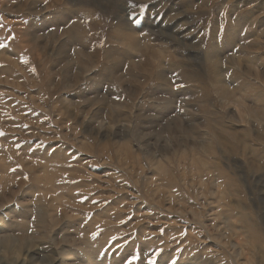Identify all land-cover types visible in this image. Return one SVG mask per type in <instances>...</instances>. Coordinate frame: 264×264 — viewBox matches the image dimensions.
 <instances>
[{
  "label": "rangeland",
  "instance_id": "1",
  "mask_svg": "<svg viewBox=\"0 0 264 264\" xmlns=\"http://www.w3.org/2000/svg\"><path fill=\"white\" fill-rule=\"evenodd\" d=\"M0 264H264V0H0Z\"/></svg>",
  "mask_w": 264,
  "mask_h": 264
},
{
  "label": "bare ground",
  "instance_id": "2",
  "mask_svg": "<svg viewBox=\"0 0 264 264\" xmlns=\"http://www.w3.org/2000/svg\"><path fill=\"white\" fill-rule=\"evenodd\" d=\"M134 36H135V35H134ZM135 37H136V36H135ZM126 38H127V37H125V39H126ZM131 42H132V41H131ZM139 42H140V41H139ZM136 44H137V43H136ZM136 44H135V45H136ZM140 46H141V45H140ZM131 47H133V46H131ZM211 64H212V63H211ZM220 71H221V70H220ZM223 87H224V86H223ZM224 90H225V89H224ZM45 258H46V257H45Z\"/></svg>",
  "mask_w": 264,
  "mask_h": 264
}]
</instances>
